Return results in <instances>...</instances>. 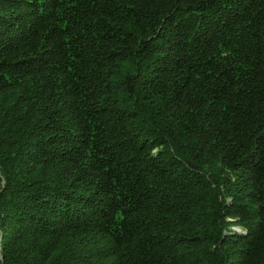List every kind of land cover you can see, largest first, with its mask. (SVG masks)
Segmentation results:
<instances>
[{"label": "trees", "instance_id": "trees-1", "mask_svg": "<svg viewBox=\"0 0 264 264\" xmlns=\"http://www.w3.org/2000/svg\"><path fill=\"white\" fill-rule=\"evenodd\" d=\"M0 264H264V0H0Z\"/></svg>", "mask_w": 264, "mask_h": 264}, {"label": "rangeland", "instance_id": "rangeland-1", "mask_svg": "<svg viewBox=\"0 0 264 264\" xmlns=\"http://www.w3.org/2000/svg\"><path fill=\"white\" fill-rule=\"evenodd\" d=\"M234 229H235V230H239V231H240V229H239V228H237V227H234Z\"/></svg>", "mask_w": 264, "mask_h": 264}]
</instances>
